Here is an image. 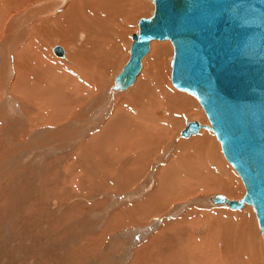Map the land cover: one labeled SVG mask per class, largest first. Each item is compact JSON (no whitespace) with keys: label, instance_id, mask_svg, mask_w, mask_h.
<instances>
[{"label":"rangeland","instance_id":"374dc122","mask_svg":"<svg viewBox=\"0 0 264 264\" xmlns=\"http://www.w3.org/2000/svg\"><path fill=\"white\" fill-rule=\"evenodd\" d=\"M0 1V264H264L253 207L209 200L245 193L214 133L180 135L189 121H209L171 83V43L154 41L135 83L111 91L150 0H120L110 16L103 1L86 13L79 0L71 18V0ZM30 35L48 47V71L28 93L12 82ZM172 110H181L177 123L147 130L149 117L168 121Z\"/></svg>","mask_w":264,"mask_h":264},{"label":"water","instance_id":"95a60500","mask_svg":"<svg viewBox=\"0 0 264 264\" xmlns=\"http://www.w3.org/2000/svg\"><path fill=\"white\" fill-rule=\"evenodd\" d=\"M151 1L153 10L138 19L111 90L134 83L152 40L170 41L171 83L193 95L209 121H189L180 135L209 128L245 188L241 199L215 194L211 202L251 205L264 239V0ZM54 52L62 55L63 49Z\"/></svg>","mask_w":264,"mask_h":264},{"label":"bare ground","instance_id":"6f19581e","mask_svg":"<svg viewBox=\"0 0 264 264\" xmlns=\"http://www.w3.org/2000/svg\"><path fill=\"white\" fill-rule=\"evenodd\" d=\"M10 1H14V0H10ZM34 1H36V3H39L40 2V0H34ZM81 2H82V7L85 9V11L84 12H86V13H89V12H91V11H94V8L95 7H97L99 4H100V2L99 1H103L102 2V6H104V5H107L106 6V10L108 11V15L110 16V14H114L118 9L119 10H121L119 7H120V4H121V1L120 0H80ZM79 0H71L70 1V3H69V5H68V7L66 8V10H65V15L67 16V17H69V18H71L72 16H74V15H76L77 14V10H78V8H77V6H76V4L77 3H79L80 2ZM126 1V0H125ZM151 1V0H150ZM1 2V1H0ZM27 0H23V1H21L20 0V7H23V6H25L26 4H27ZM51 2V1H50ZM49 2V3H50ZM80 2V3H81ZM128 4H135V6H137L136 5V3L138 4L140 1H126ZM152 2V1H151ZM36 3H34V4H36ZM79 3V4H80ZM127 3H126V5H127ZM153 3V2H152ZM81 5V4H80ZM80 5H79V7H80ZM101 7V6H100ZM131 7V6H130ZM0 8H2V7H0ZM122 10H124L123 8H122ZM2 11V10H1ZM25 11V9H23V10H21V12H24ZM20 13V12H19ZM101 13V12H100ZM118 13V12H117ZM22 14V13H21ZM96 14V13H95ZM32 15V14H31ZM62 15V14H61ZM89 15V14H88ZM19 16V15H18ZM59 16V15H58ZM5 17V16H4ZM13 17V16H12ZM30 17V16H29ZM62 17H63V15H62ZM16 18V17H15ZM53 18H56V17H53ZM78 19L80 18V17H77ZM76 18V22H77V19ZM81 19V18H80ZM58 20V19H57ZM67 20V19H66ZM74 21V20H73ZM83 22V21H82ZM50 24V23H49ZM61 39V38H60ZM65 39V38H64ZM132 39V38H131ZM154 41H160V40H152L151 42H150V47H149V51H148V53L150 52V48H151V44L154 42ZM162 41V43L163 44H160L161 46H163V47H166L167 46V44L165 43V42H170V41H168V40H161ZM170 45V44H169ZM23 47V48H22ZM21 48H22V51H23V55H24V58H23V67H24V72L23 73H21V72H19L18 70H17V68H14L13 69V82H12V86H15V88H18V89H20V88H22L23 89V91L24 90H27V92L29 93V91H32V90H34L35 88H37L38 87V84H36V82L41 78V70H43V66H44V60H43V58H42V56L44 55V54H46L47 53V50H48V47L47 46H45V47H43V48H41V46H40V44H39V42H37V45H36V36H34V35H30V37H28V39H27V41H25L24 43H23V45H21ZM167 48H169V47H167ZM63 49V48H62ZM53 53L55 54V56H57V57H64L65 56V52H64V49H63V54L62 55H57L55 52H54V48H53ZM2 52V51H1ZM147 53V54H148ZM49 54V53H48ZM146 54V55H147ZM145 55V56H146ZM145 56L143 57V59H142V68H143V61H144V58H145ZM47 59H48V61L49 62H51V63H54V65L53 66H57V67H61L59 64L60 63H57L52 57H51V55H49V57L47 56ZM160 62V61H159ZM164 62V61H163ZM162 62V63H163ZM56 63H57V65H56ZM105 63H103V65H104ZM161 64V63H160ZM163 64H165V63H163ZM106 66V65H105ZM105 66H104V68H105ZM157 66V65H156ZM161 66V65H160ZM147 67V66H146ZM103 68V69H104ZM142 68H141V70H142ZM44 69H46V68H44ZM160 69V68H159ZM3 70H4V68H3ZM46 71H48L47 69H46ZM9 72V74L10 73H12L10 70H8L7 71V73ZM141 72V71H140ZM139 72V73H140ZM6 73V74H7ZM147 74V73H146ZM139 75V74H138ZM137 75V76H138ZM137 78V77H136ZM48 80V79H47ZM85 80H86V78H85V76L83 77V83L85 82ZM4 81H5V79H0V84H2V86H3V83H4ZM135 81H136V79H135ZM135 81H134V83H135ZM133 83V84H134ZM9 84V83H8ZM132 84V85H133ZM131 85V86H132ZM1 86V85H0ZM69 87H70V90L71 91H75L74 90V88L72 87V84H69ZM130 87V86H129ZM128 87V88H129ZM8 88V87H7ZM127 88V89H128ZM4 90V89H3ZM112 91V90H111ZM125 91V90H124ZM138 91V90H137ZM12 92V91H11ZM22 92V91H21ZM113 93L114 92H119V91H112ZM167 93H168V91H166ZM184 92V91H183ZM14 93V92H13ZM186 93V92H185ZM12 94V93H11ZM133 94H134V91H133ZM189 94V93H188ZM1 95V94H0ZM136 95V94H135ZM191 95V94H190ZM2 96V95H1ZM0 96V97H1ZM129 97V96H128ZM192 97H193V95H192ZM188 98V97H187ZM184 99H186L185 97H184ZM189 99V98H188ZM188 99H186V100H188ZM183 100V99H182ZM190 100V99H189ZM169 101V98H165V101L164 102H168ZM3 102V101H2ZM190 102H191V100H190ZM149 103V102H148ZM148 103H146L145 105H148ZM169 103V102H168ZM192 103V102H191ZM131 104V103H130ZM170 104V103H169ZM132 105V104H131ZM149 105H150V103H149ZM143 106V105H142ZM172 105H170V107H171ZM190 106V105H189ZM201 106V105H200ZM140 107V106H139ZM151 106H149V108H150ZM167 107V106H166ZM134 108V107H133ZM143 109V108H142ZM141 109V110H142ZM173 109V108H172ZM203 109V108H202ZM122 110H123V108H121V107H119L118 108V102L116 103V106H115V112H114V114H113V117H115V118H117V116H118V114L120 113H122ZM146 110V109H145ZM167 110V109H166ZM140 111V110H139ZM181 111V110H180ZM180 111H176V110H172V114H171V118L168 120V121H165L164 122V125H165V123L167 122V124H169V123H171L172 121H173V123H177V116L179 115V112ZM187 111H190V110H187ZM134 113V112H133ZM198 114V113H197ZM52 115V114H51ZM131 115V114H130ZM180 115H181V113H180ZM150 116V115H149ZM153 116V115H152ZM158 116V115H157ZM156 116V117H157ZM182 116H183V114H182ZM199 116V115H198ZM134 118H135V116H133ZM139 117V116H138ZM187 117H189V116H187ZM191 118L192 117H196V114H194V113H191V116H190ZM55 118V117H54ZM145 118V117H144ZM147 118H148V116H147ZM146 118V119H147ZM181 118V117H180ZM113 119V118H112ZM110 120V122H112L113 120ZM149 120L148 121H153V122H156L155 121V119H157V120H159V122H160V125L163 123V120L161 121L160 119H158V118H148ZM133 120V119H132ZM137 120H138V118H137ZM135 121V120H134ZM147 121V122H148ZM194 121H196V120H194ZM183 122V121H182ZM199 124H201L199 121H197ZM117 123V122H116ZM139 123L140 124H142L143 123V121H139ZM108 124H109V122H108ZM149 124V123H148ZM155 125H157L156 123H154ZM121 124H119L118 125V127L120 126ZM201 125H203V124H201ZM135 126V125H134ZM150 125H148V127H149ZM169 126V125H168ZM122 127V126H121ZM133 127V126H132ZM147 127V128H148ZM179 128V127H178ZM146 129V128H145ZM166 129V128H165ZM176 129V128H175ZM203 129H209V128H204V127H201L200 129H199V131L197 132V133H199L201 130H203ZM148 130V129H147ZM164 130V129H163ZM183 130V129H182ZM181 130V131H182ZM210 130V129H209ZM164 131H166V130H164ZM108 133H109V131H107ZM196 133V134H197ZM196 134H193V135H196ZM190 136H192V135H190ZM189 136V137H190ZM206 136V135H205ZM197 138V137H196ZM198 139V138H197ZM196 140V139H195ZM194 141V140H193ZM181 144V143H180ZM114 145H115V149H116V145H117V143H114ZM118 148V147H117ZM148 151V150H147ZM146 152V151H145ZM120 161V160H119ZM227 161V160H226ZM117 166V165H116ZM165 168V167H164ZM116 170V169H115ZM162 171V170H161ZM164 173V172H163ZM141 174V173H140ZM170 174V173H169ZM164 175V174H163ZM172 177V176H171ZM240 177V176H239ZM185 183V182H184ZM225 196V195H224ZM148 197V196H147ZM226 197V196H225ZM228 198V197H227ZM229 199V198H228ZM241 199V198H240ZM210 200V202H211V198L209 199ZM236 200H238V199H236ZM212 203V202H211ZM221 205H224V204H221ZM245 205H247V204H245ZM245 205L242 207V208H244L245 207ZM249 205V204H248ZM225 206H228V205H225ZM229 207V206H228ZM231 208V207H230ZM242 208H240V209H242ZM233 209V208H232ZM234 210H239V209H234ZM188 216V215H187ZM258 229V228H257ZM197 239H199V238H197ZM189 242V241H188ZM189 244V243H188ZM187 248V247H186ZM188 249V248H187ZM184 251V250H183ZM253 251V250H252ZM177 257V256H176ZM180 257V256H179ZM202 258V257H201ZM200 259V258H199ZM179 259H177V261H178ZM176 261V262H177ZM183 261V260H182ZM190 261V260H189ZM177 263H179L180 264V261H178ZM176 264V263H175Z\"/></svg>","mask_w":264,"mask_h":264},{"label":"crops","instance_id":"0c3cea01","mask_svg":"<svg viewBox=\"0 0 264 264\" xmlns=\"http://www.w3.org/2000/svg\"><path fill=\"white\" fill-rule=\"evenodd\" d=\"M123 110H124V109H123ZM123 110H122V113H123ZM122 113H121V114L119 113L118 116H117V118H118V117H121ZM153 118H154V117H153ZM158 118H159V117H158ZM159 119H160V118H159ZM155 121H156V122H151V121L149 122V121H148L149 124L146 122V125H147V126H148V125H151V126H152V124H153L154 126H157V125L160 124L159 120H156V119H155ZM164 122H165V121H163V123L160 125L161 127H165V126L168 125L167 122H166L165 125H164ZM150 123H151V124H150ZM154 123H156L157 125H155ZM169 124H170V125H173V124H175V123H173V121H172V122L169 123ZM121 125H122V124H121ZM134 125H135V124H134ZM135 126H136V125H135ZM147 129L149 130L150 128L148 127ZM195 139H196V138H195ZM196 140H197V139H196ZM196 140H194V141H196ZM119 145H120L119 143H117V145H116V150H117V152H119L120 150L123 151V147L120 148ZM147 145H148V144L145 145V147H146L145 151L148 149ZM117 147H118V148H117ZM142 151H143V150H142ZM116 154L118 155L119 153H116ZM138 166H139V168H140V165H138ZM141 167H142V166H141ZM163 174H164V173H163ZM159 175H160V174H159ZM160 181H161V180H160ZM153 195H154V194H153ZM177 262H178V261H177ZM177 262L175 261L174 263L179 264V263H177ZM180 264H181V261H180Z\"/></svg>","mask_w":264,"mask_h":264}]
</instances>
